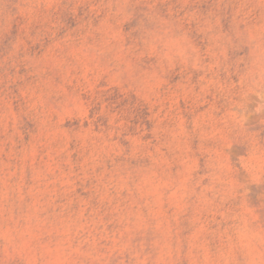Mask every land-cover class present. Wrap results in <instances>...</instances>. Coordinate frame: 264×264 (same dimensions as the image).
<instances>
[{"label": "rangeland", "instance_id": "rangeland-1", "mask_svg": "<svg viewBox=\"0 0 264 264\" xmlns=\"http://www.w3.org/2000/svg\"><path fill=\"white\" fill-rule=\"evenodd\" d=\"M0 264H264V0H0Z\"/></svg>", "mask_w": 264, "mask_h": 264}]
</instances>
